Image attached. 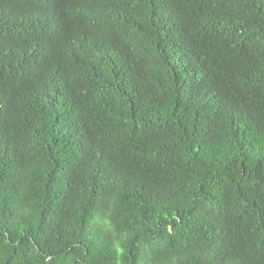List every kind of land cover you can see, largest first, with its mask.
Here are the masks:
<instances>
[{
  "label": "trees",
  "instance_id": "obj_1",
  "mask_svg": "<svg viewBox=\"0 0 264 264\" xmlns=\"http://www.w3.org/2000/svg\"><path fill=\"white\" fill-rule=\"evenodd\" d=\"M0 264H264V0H0Z\"/></svg>",
  "mask_w": 264,
  "mask_h": 264
}]
</instances>
